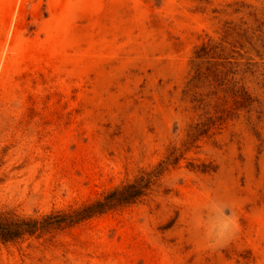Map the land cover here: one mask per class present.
I'll return each mask as SVG.
<instances>
[{
	"label": "rangeland",
	"instance_id": "obj_1",
	"mask_svg": "<svg viewBox=\"0 0 264 264\" xmlns=\"http://www.w3.org/2000/svg\"><path fill=\"white\" fill-rule=\"evenodd\" d=\"M140 177L132 203L0 242V264H264V0H0V211ZM209 200L239 220L221 247L195 226Z\"/></svg>",
	"mask_w": 264,
	"mask_h": 264
},
{
	"label": "trees",
	"instance_id": "obj_2",
	"mask_svg": "<svg viewBox=\"0 0 264 264\" xmlns=\"http://www.w3.org/2000/svg\"><path fill=\"white\" fill-rule=\"evenodd\" d=\"M201 56L198 55V58ZM150 181L144 177L109 192L103 200H95L71 212L56 211L42 217H25L12 210L0 211V242L9 243L39 233L69 226L117 205L132 203L145 194Z\"/></svg>",
	"mask_w": 264,
	"mask_h": 264
},
{
	"label": "clouds",
	"instance_id": "obj_3",
	"mask_svg": "<svg viewBox=\"0 0 264 264\" xmlns=\"http://www.w3.org/2000/svg\"><path fill=\"white\" fill-rule=\"evenodd\" d=\"M195 226L201 231L204 244L216 248L223 246L236 234L239 220L227 203L209 200L203 212L197 213Z\"/></svg>",
	"mask_w": 264,
	"mask_h": 264
}]
</instances>
